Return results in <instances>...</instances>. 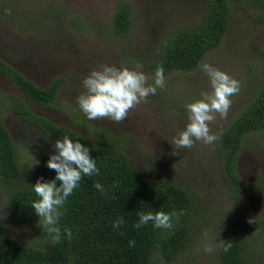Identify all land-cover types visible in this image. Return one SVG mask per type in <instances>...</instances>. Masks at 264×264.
Here are the masks:
<instances>
[{
	"label": "rangeland",
	"instance_id": "374dc122",
	"mask_svg": "<svg viewBox=\"0 0 264 264\" xmlns=\"http://www.w3.org/2000/svg\"><path fill=\"white\" fill-rule=\"evenodd\" d=\"M208 1L0 0V59L38 87L61 79L57 99L48 107L28 101L0 74V123L14 142L19 167L28 174L38 165L48 168L49 156L57 149L54 140L12 110L17 99L33 114L83 135L90 136V128L95 127L121 137V150L136 174L158 175L191 193L193 209L185 246L168 262L153 253L151 264H219L220 219L264 217V130L247 133L236 155L239 191L223 178L218 140L211 145L196 141L191 149L180 150L173 143L189 122L185 105L211 91L208 76L199 68L202 63L219 68L241 85L231 97L227 118L217 113L210 124L213 133L220 135L258 91L264 81V11L250 0H229L232 13L217 45L194 69L165 74L166 87L132 109L121 123L108 118L89 120L76 98L86 91L83 79L103 64L132 70L140 65V71L154 76L144 70V63L159 57L160 48L176 31L196 29ZM117 5H127L131 16L124 36L110 30ZM174 151H180L179 155H173ZM3 195L0 189V229L23 244H35L43 229L39 219H11ZM248 237L249 257L264 264V231L256 226ZM206 245L214 251L205 252Z\"/></svg>",
	"mask_w": 264,
	"mask_h": 264
},
{
	"label": "trees",
	"instance_id": "16d2710c",
	"mask_svg": "<svg viewBox=\"0 0 264 264\" xmlns=\"http://www.w3.org/2000/svg\"><path fill=\"white\" fill-rule=\"evenodd\" d=\"M264 11V0H250ZM232 13L229 0H209L199 26L182 29L167 38L159 57L144 63L147 72L158 67L164 75L173 70L190 71L201 62L204 54L217 45ZM131 16L127 5H117L111 19V32L124 36L130 29ZM0 74L19 89L28 101L53 107L61 79L54 78L46 87H38L21 73L0 59ZM12 110L23 120L47 134L56 142L68 136L80 140L90 150L99 169L98 175L83 176L78 188L60 209V242L53 244L46 230L33 245L21 243L0 229V264H151L155 253L162 260L171 261L185 246L189 235V213L193 209L191 193L184 186L157 176L140 177L121 150L124 141L102 128H90V136L51 122L33 114L19 99ZM254 130H264V81L253 98L220 131L217 151L221 154L223 178L229 187L240 190L235 171V158L244 136ZM55 170L36 166L33 173L24 172L16 162L14 142L0 123V189L9 217L18 222L38 220L31 204L39 199L33 186L40 179L50 181ZM100 183L104 192L96 189ZM57 186L60 181H56ZM184 211L171 229L155 228L152 223L140 229L133 227L139 213L156 211ZM125 223L113 228L117 217ZM246 217L220 219L222 238L217 248L219 264H258L249 257V240L255 227L264 231V217L249 223ZM72 232L69 240L67 231ZM249 232H251L249 234ZM249 234V235H248ZM135 240V246L129 242ZM231 244L228 251L224 246Z\"/></svg>",
	"mask_w": 264,
	"mask_h": 264
},
{
	"label": "clouds",
	"instance_id": "9594fccd",
	"mask_svg": "<svg viewBox=\"0 0 264 264\" xmlns=\"http://www.w3.org/2000/svg\"><path fill=\"white\" fill-rule=\"evenodd\" d=\"M199 68L208 76L211 91L202 92L200 99L185 105L189 122L173 141L177 150L191 149L196 141L205 145L215 143L219 135L212 132L210 124L215 121L217 113L221 119L227 118L231 97L240 91V81L219 68L206 62L199 65ZM139 69L140 65L132 70L108 64L93 69L82 81L86 91L76 98L81 111L89 120L108 118L115 123L123 122L132 109L141 103H147L149 96L166 87L162 67H158L151 77ZM55 148L57 151L50 154L47 167L55 170L56 176L46 182L37 180L33 189L39 199L31 204L39 217L38 223L51 235L53 244L61 240L59 219L63 213L60 209L67 198L78 188L83 176L99 174L89 148L80 140L73 141L64 136L62 140H56ZM179 153L180 151H174L172 154ZM56 181L61 182L59 186ZM95 187L102 193L105 191L98 182ZM184 214L183 210L180 212L174 210L170 213L165 211L139 213V221L133 227L140 229L151 222L155 228L171 229L173 218L178 222L179 217ZM248 222L254 223L255 219L250 218ZM124 223V217H117L113 221V228L118 229ZM66 231L70 240L72 232ZM204 235L207 236V233ZM135 243V240H131L129 247H134ZM230 247V243L225 245L224 251H228ZM204 251L210 254L214 249L206 245Z\"/></svg>",
	"mask_w": 264,
	"mask_h": 264
}]
</instances>
